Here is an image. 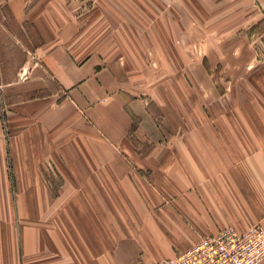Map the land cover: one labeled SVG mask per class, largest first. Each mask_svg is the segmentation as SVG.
<instances>
[{
    "label": "crops",
    "instance_id": "crops-1",
    "mask_svg": "<svg viewBox=\"0 0 264 264\" xmlns=\"http://www.w3.org/2000/svg\"><path fill=\"white\" fill-rule=\"evenodd\" d=\"M76 1L0 0L40 38L24 86L0 79V264H160L264 228V0ZM158 54L172 133L123 63Z\"/></svg>",
    "mask_w": 264,
    "mask_h": 264
},
{
    "label": "rangeland",
    "instance_id": "rangeland-1",
    "mask_svg": "<svg viewBox=\"0 0 264 264\" xmlns=\"http://www.w3.org/2000/svg\"><path fill=\"white\" fill-rule=\"evenodd\" d=\"M32 1L34 4L35 0ZM81 2L84 3L83 0H78L74 5L81 7ZM79 7H77V12L81 13L83 10V12H86L89 6L87 4L81 8ZM1 15H4V19ZM0 17L2 26L6 25L7 27L4 30L0 29L1 82L6 84L8 81H17L20 84L19 86H24V83L30 78H27L26 69H23V67H30V62H32L29 60L28 56L30 55V49L39 43L40 38L36 34L35 29L30 27L27 21L18 22L14 18V14H11L10 12L6 14L3 11V13L0 14ZM262 22L263 24L261 27L256 30L259 31L258 33H264V17ZM256 31L251 30L250 32L252 35H255L254 33H256ZM149 51L153 52L157 51V49L152 46ZM158 55L157 59L152 58L156 57V55L149 56L147 60H132L123 63L127 64L129 62L133 70H135L134 73H136L137 76L131 78V81H133L131 85L134 83L135 86L139 85L138 87H135L137 89L135 92L136 98L141 99L142 102L148 104L149 115L154 121L156 128L159 129L162 134L168 132L172 133V84H174L173 80L175 79L172 77V68H174V62L170 59L163 60V54ZM176 79V81L181 80L183 84L186 82L184 77H177ZM224 85L225 84L222 83V88L218 87L219 90L221 91L224 90V88H229V92L225 93L229 94L231 85L229 84L227 87H224ZM19 86L14 88L12 93L9 92V90L4 92L2 88V120L3 117L7 116L6 108L10 103L13 101L21 103L34 95V93L30 91H23V87ZM228 97H230V94ZM228 97L226 96L225 99L228 100ZM6 144H8V142H6Z\"/></svg>",
    "mask_w": 264,
    "mask_h": 264
},
{
    "label": "built area",
    "instance_id": "built-area-1",
    "mask_svg": "<svg viewBox=\"0 0 264 264\" xmlns=\"http://www.w3.org/2000/svg\"><path fill=\"white\" fill-rule=\"evenodd\" d=\"M160 264H264V228L257 224L244 232L220 229Z\"/></svg>",
    "mask_w": 264,
    "mask_h": 264
}]
</instances>
